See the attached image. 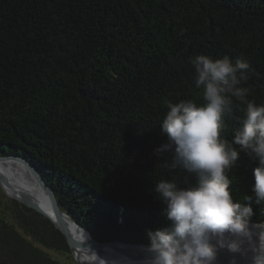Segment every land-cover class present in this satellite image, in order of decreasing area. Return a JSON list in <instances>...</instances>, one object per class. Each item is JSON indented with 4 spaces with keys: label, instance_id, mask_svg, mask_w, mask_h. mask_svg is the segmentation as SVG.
I'll list each match as a JSON object with an SVG mask.
<instances>
[{
    "label": "trees",
    "instance_id": "trees-1",
    "mask_svg": "<svg viewBox=\"0 0 264 264\" xmlns=\"http://www.w3.org/2000/svg\"><path fill=\"white\" fill-rule=\"evenodd\" d=\"M199 54L246 60L241 86L264 103V0H0V156L36 165L94 239L150 245L170 225L154 182L184 175L154 155L160 124L168 102L204 104ZM256 166L241 152L234 200L253 195ZM252 206L248 223L264 222ZM0 264L78 263L48 218L0 189Z\"/></svg>",
    "mask_w": 264,
    "mask_h": 264
},
{
    "label": "clouds",
    "instance_id": "clouds-1",
    "mask_svg": "<svg viewBox=\"0 0 264 264\" xmlns=\"http://www.w3.org/2000/svg\"><path fill=\"white\" fill-rule=\"evenodd\" d=\"M189 62L195 87L203 89L204 104L192 99L167 103L160 124L166 142L154 149V155H170L164 167L184 175L154 182L152 192L166 205L170 225L148 231L154 253L149 264H215L221 248L242 251L240 238L251 241L252 205H264V103L247 99L250 89L241 86L249 79L248 62L206 54L190 57ZM237 102L244 105V115L229 140L223 133ZM241 152L257 165L253 195H245L243 203L234 200L229 176ZM259 239L264 244V238ZM252 264H264V253L254 254Z\"/></svg>",
    "mask_w": 264,
    "mask_h": 264
},
{
    "label": "water",
    "instance_id": "water-1",
    "mask_svg": "<svg viewBox=\"0 0 264 264\" xmlns=\"http://www.w3.org/2000/svg\"><path fill=\"white\" fill-rule=\"evenodd\" d=\"M5 162H13L18 163L27 171V173L35 180L36 184L43 190L45 195L49 200V204L51 206V212L48 211L44 206L40 203L31 199V197L24 196L23 194L19 193L13 185H11L1 174L0 172V186L4 190L5 194L14 199L21 204L34 209L44 217L48 218L55 227L65 236L70 249L75 257V260L78 264H81L79 259V254L81 251L91 250H114L119 251L123 255L127 254L129 257L130 255H134L139 259H147L151 260L154 253L150 251V245L146 244H138V243H125V242H101L92 237L90 232L85 229L81 224L74 221L67 212H65L56 197V193L54 188L47 183L44 176L42 175L39 168L30 162L28 159L8 155V156H0V163ZM70 224H74L78 227L84 237L78 236L74 234L70 229ZM255 229V228H262L264 229V222H252L248 223V229ZM242 238V237H241ZM244 239V237L242 238ZM252 242H254L251 239ZM264 253V248L259 246ZM256 248V247H255ZM132 257V256H131Z\"/></svg>",
    "mask_w": 264,
    "mask_h": 264
},
{
    "label": "bare ground",
    "instance_id": "bare-ground-1",
    "mask_svg": "<svg viewBox=\"0 0 264 264\" xmlns=\"http://www.w3.org/2000/svg\"><path fill=\"white\" fill-rule=\"evenodd\" d=\"M0 172L19 193L23 194L24 196L31 197L32 200L40 203L48 211L51 212L52 208L49 204L47 196L45 195L43 190H41V188L36 184L35 180L27 173L24 167H22L18 163L13 162L0 163ZM70 229L74 234L78 236H85L83 235L82 231L74 224H70ZM249 232L251 234V239H253L254 241L253 243L262 247V245L264 244L261 243V240L259 238H264V229L250 228ZM236 238L237 237H232V239ZM241 249L242 251L240 252H232L225 247L219 249L218 252L220 254L218 252L217 254L225 258L223 262L226 264H236V262L251 264L253 259L252 257L247 255L250 254L254 257L253 254L256 251L255 249H259H253L255 251H251L249 249L246 250L242 247ZM79 259L81 264H149L150 261L147 259H139L134 255H130L129 257L127 254L123 255L119 251L114 250L81 251L79 254Z\"/></svg>",
    "mask_w": 264,
    "mask_h": 264
},
{
    "label": "rangeland",
    "instance_id": "rangeland-1",
    "mask_svg": "<svg viewBox=\"0 0 264 264\" xmlns=\"http://www.w3.org/2000/svg\"><path fill=\"white\" fill-rule=\"evenodd\" d=\"M0 189H2V187L0 186ZM2 191L4 192V190L2 189ZM5 193V192H4ZM243 240V243H242V245H241V247L242 248H244V249H249V250H251V251H255L254 252V254H256V253H258V252H262V250L260 251V247H259V245H255L252 241H249V239L247 238V237H244V239H242ZM253 240V239H252ZM255 247L256 248H258L259 250H257V249H255ZM262 247H264V245H262ZM253 249H255V250H253ZM219 253V252H218ZM263 253V252H262ZM220 254V253H219ZM219 254H217V256L218 257H216V263L217 264H226V263H224L223 261L225 260V258L224 257H222V256H220ZM253 254V255H254ZM247 256H250V257H252V259L254 258L252 255H250V254H248ZM218 258V259H217ZM227 261V260H226ZM77 262V261H76ZM215 263V264H216ZM236 264H243V263H241V262H236ZM252 264V263H251Z\"/></svg>",
    "mask_w": 264,
    "mask_h": 264
}]
</instances>
